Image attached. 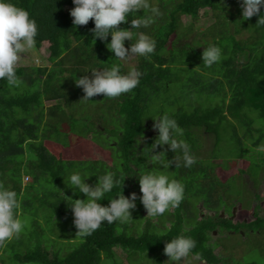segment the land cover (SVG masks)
<instances>
[{"label":"trees","instance_id":"16d2710c","mask_svg":"<svg viewBox=\"0 0 264 264\" xmlns=\"http://www.w3.org/2000/svg\"><path fill=\"white\" fill-rule=\"evenodd\" d=\"M13 3L27 10L36 21L35 47L40 49L43 44L48 45V59L53 66L50 69L17 66V75L23 82L18 88L0 80V184L16 191L21 205L19 216L28 212L34 216L32 228L26 234L21 233L6 242L5 247L0 246V264H103L108 259L117 263L118 249L127 254L133 250L150 251L163 259L167 256L165 244L179 234L196 241L192 255L207 264H222L215 252L218 242L211 240L212 232L218 228L239 231L263 220L257 215L250 225L234 223L218 212L214 216L197 218L200 202L205 208L230 210L231 204L229 209L222 204L229 194L228 179L223 180L216 172L218 168L232 171L235 163L247 156V153H236L231 156L232 162L218 161L223 127H233L240 146H244L246 139L259 147L264 139V127L257 121L259 118L264 120V25L256 24L259 16L242 19L241 0H161L157 7L159 15L149 27L128 29L134 34L144 32L156 41L152 54L147 58L138 56V86L117 98H104L99 94L84 100V92L76 86L74 79L91 75L86 71L110 68L113 63H119L121 71L128 72L123 62L116 61L106 47L111 36L106 41L94 40L92 29L95 25L91 19L87 25L74 26L70 15V9L74 7L72 0H13ZM149 3L152 5L151 0ZM207 8L213 12L216 21L204 33L211 35V40L202 37L199 42L204 43V47L215 44L222 50L221 60L211 67L203 64L204 48L188 41L194 23ZM137 14L143 15V10ZM186 16L192 19L188 26L183 21ZM132 18H135L134 14L129 21ZM261 19H264V13ZM119 27L130 28L131 25L121 23ZM131 43L126 39L125 46ZM46 100L54 101L48 114ZM90 102H94L99 115H86ZM81 104L84 106L79 107ZM76 106L75 111L80 113L82 109L84 113L78 122L73 114L70 118L68 110H64H74ZM163 114L174 118L183 129L180 139L189 144L190 153L196 160L191 167H184L182 153L172 152L167 145L155 149L166 151L165 159L172 161L171 167L180 171L174 179L184 180V199L173 211L158 217L162 221L172 218L171 225L162 231L155 226L156 230L151 231L152 217L144 215L146 227L138 235L120 232L119 222H105L86 237L76 235L78 229L65 196L82 198L79 192L74 193L65 184L68 173L88 167L98 170L100 175L106 169L114 172L119 183L100 201L105 206L121 191L125 196L140 191L135 172L139 174L155 167L152 164L146 166L149 161L140 154L158 135L144 139L147 121L153 120L149 115ZM69 119L73 123V133L67 126ZM192 127H204L215 134V147L208 159L197 156L202 144ZM100 134L117 136L116 143L109 146L118 148L125 159L124 166L116 163V158L113 166L100 159L67 160L49 146L54 143L70 147L89 136L94 142ZM177 158L179 166L175 167L174 159ZM250 166L249 175L257 181L261 171L254 175L253 167L260 169V164L252 161H248L246 168L238 169V177L247 174ZM234 174L236 172L232 175L236 179ZM25 175L33 177V182L27 186L23 185ZM40 218L45 219V225L40 223Z\"/></svg>","mask_w":264,"mask_h":264},{"label":"clouds","instance_id":"9594fccd","mask_svg":"<svg viewBox=\"0 0 264 264\" xmlns=\"http://www.w3.org/2000/svg\"><path fill=\"white\" fill-rule=\"evenodd\" d=\"M74 7L70 9L74 26L87 25L89 20L94 21L92 29L94 40L110 42L106 47L114 54L116 61H128L132 57L147 58L156 47V41L144 32L135 34L128 29H141L149 27L155 16L159 15V9L152 6L149 0H72ZM264 0H241L242 19L248 20L254 15L259 19L256 24L264 25L261 19V8ZM143 10V15L138 11ZM135 15L129 21V17ZM121 23H130V28H120ZM38 29L36 21L30 17L27 10L17 6L13 0H0V80L8 85L18 88L23 83L17 75V66L23 58L34 49L35 38ZM132 43L126 47L125 41ZM202 61L206 67H211L222 58V50L215 44L203 47ZM36 63L39 60L36 59ZM85 74L77 77L75 84L82 88L84 100L103 94L104 98H117L122 94L130 93L139 84L140 73L130 70L127 73L121 71L119 63H113L110 68H92ZM154 129L158 130L155 141L149 147H145L141 156L149 161L147 164L156 165L151 169L140 172L138 175L141 203L147 211L148 217H160L171 208L177 207L184 199V186L178 180L172 178L166 170L170 168L172 161L165 159L166 151H155L157 147L168 146L172 152L182 153L184 167H191L195 158L190 153L189 144L180 139L183 137L181 129L174 118L167 114L153 116ZM147 116V117H149ZM142 140L140 143H142ZM139 143V144H140ZM138 144V145H139ZM264 150V149H261ZM175 167L179 166V158L174 159ZM79 168L71 170L65 180V184L73 192L83 193L86 198L72 199L68 196L65 201L71 207L74 216V225L78 229L76 235L86 237L96 231L103 223L121 224L128 223L132 218L131 210L136 208L137 194L131 193L125 196L121 191L115 198L109 199L107 206L100 201L110 193L119 183L116 174L105 170L102 175H96L94 185L86 180L92 176ZM125 177L123 178L124 181ZM20 201L15 190L0 184V246L12 239L19 237L26 227V221L19 218ZM196 247V241L190 236L179 234L171 238L164 247V253L171 264H182L192 250ZM103 258V257H102ZM146 258V253H145ZM183 258V259H182ZM147 259V258H146Z\"/></svg>","mask_w":264,"mask_h":264},{"label":"rangeland","instance_id":"374dc122","mask_svg":"<svg viewBox=\"0 0 264 264\" xmlns=\"http://www.w3.org/2000/svg\"><path fill=\"white\" fill-rule=\"evenodd\" d=\"M152 6L158 7L161 0H151ZM206 12V13H205ZM203 16L194 23L193 31L191 32L190 38L188 41H192L193 44L200 49L204 47V43L201 44L199 42L202 37H206V40H211V35L206 36L204 33L206 32L207 28H209L215 21L216 18L208 8L203 10L201 13ZM183 21L188 26L192 23V19L189 16L183 18ZM23 58H21L20 63L18 66H30V67H39L44 66L47 68H52L53 63L49 61V50L48 45L45 43L40 49H37L34 46V49L26 54H20ZM36 59L39 60V63H36ZM125 69L127 71L136 70V66L138 64V56L132 57L128 61H122ZM94 102H90L88 112L86 115L88 117L99 115V111L95 108ZM54 104V101H45L46 105V113L48 114V108ZM84 106V104L79 105ZM77 106L73 108L74 110H70L69 108H64V110H68V116H74V119L78 122L77 119H80L81 115H84L82 109H80V113L75 111ZM154 109V108H153ZM52 116H50L51 118ZM83 117V116H82ZM71 118V117H70ZM56 119V118H51ZM73 119V120H74ZM259 123L264 127V120L258 119ZM154 120L150 119L147 121V129L144 135V139L147 137H154L158 130L154 129L153 124ZM72 121L69 119L68 125L70 128L72 127ZM66 127V126H65ZM107 127V126H106ZM233 127L230 125L228 128L223 127L222 134L223 138L218 146V161L219 162H232V155H236V153H247L246 158H243L235 163L234 168L232 171H225L221 170L220 168L217 169L216 174L222 178L223 180L228 179V184L230 186L229 189V196L226 194L224 197L222 204L223 206H227L229 211H225L223 207L218 210H213L210 208H205L200 202L198 207L201 211L197 212L198 219L202 216L211 215L214 216L218 212L222 217L226 219H231L234 223L238 222H246L250 225V222L256 219L258 215L263 220L259 223H255L253 226H244L240 228L239 231L234 230H221L220 228L216 229L211 234L212 242H218L215 252L221 258L222 264H237L239 261L241 264H245L246 262L254 261L257 264H264V139L262 140L261 146L257 147L255 144L249 143L246 139L243 141L244 146L238 145V139L235 135ZM103 130V128L101 127ZM192 131L200 137V141L202 144V148H200L199 153L197 156L199 159H208L214 150L215 143H216V136L213 133H209L206 131L204 127H192ZM71 132L73 130L71 128ZM66 133V132H65ZM67 134V133H66ZM92 136H89L88 139H84L79 142L77 145H73L70 147L64 146H56L54 143H49L50 148L54 150L56 153H61L65 159H84V158H91V159H100L107 163L108 166H113V159L116 158V163L119 162L123 165L125 159L122 157V154L118 152L117 147L111 148L110 144H115L117 141V136L115 134H100L98 140L92 142ZM147 142V140H146ZM248 145V147H247ZM243 147V148H242ZM242 148V149H241ZM249 150H248V149ZM156 151V150H155ZM158 152V151H157ZM118 153V154H117ZM118 157V158H117ZM251 157V158H250ZM248 161H252L254 164H260V169H256L253 167L254 175L258 176V180L256 181L253 177H251L250 170L251 166L247 172V174H243L241 177L238 169L246 168L248 165ZM146 162V166H147ZM100 164V163H99ZM234 164V163H233ZM150 165V164H149ZM156 166V165H155ZM170 170L167 171L168 174L175 178L177 174H180L179 168L171 167ZM150 167V166H148ZM103 169V167H102ZM89 174H93L88 178L86 182L90 185H94L97 176L100 175L101 172L98 170L93 171L92 167H88L87 169H82ZM237 176L236 179L233 178V173ZM131 173H133L131 171ZM138 175L135 172L134 176ZM136 178V177H133ZM257 179V178H256ZM184 180H180L179 182H183ZM33 182V177L31 175H25L23 178V185L27 186ZM135 192L137 196L136 200V208L131 210L132 218L128 223H124L119 225L118 230L121 231H128L132 235L141 234L146 227L147 219L144 215H147V211L144 208L143 204L141 203L139 197L142 193L138 190L132 191L131 193ZM130 193V194H131ZM79 195L82 199L86 198L83 193L79 192ZM192 199H196L195 196L191 195ZM36 209V208H35ZM41 209V208H40ZM42 210V209H41ZM170 210H174L171 208ZM50 211V210H49ZM51 212V211H50ZM257 212V214H256ZM52 216V214H51ZM22 220L26 221V227L23 230L22 234H26V232L32 228L33 225V218L34 216L31 212L26 214H22L19 216ZM73 221V218H70ZM172 218H167L165 221L160 220L158 217L153 218L152 222L153 225H150V230L157 229L162 231L166 226H170L173 222ZM49 222L50 225V221ZM40 223L45 225V219L40 218ZM48 224V223H47ZM59 225V221H58ZM69 226V224H68ZM154 226V227H153ZM166 230V229H164ZM6 243L3 245L5 247ZM118 251V259L117 263L113 262L112 260H106L103 264H171L168 260V256L162 259V257H158L157 254L150 252V251H137L133 250L131 253H126L120 249ZM146 253V258H145ZM183 259V258H182ZM182 264H207L206 261L201 260L199 257L190 254V256L182 261Z\"/></svg>","mask_w":264,"mask_h":264}]
</instances>
